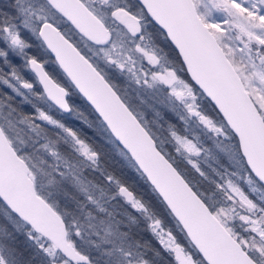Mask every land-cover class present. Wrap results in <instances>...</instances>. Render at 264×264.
Masks as SVG:
<instances>
[{
	"label": "snow or ice",
	"instance_id": "6c2138e0",
	"mask_svg": "<svg viewBox=\"0 0 264 264\" xmlns=\"http://www.w3.org/2000/svg\"><path fill=\"white\" fill-rule=\"evenodd\" d=\"M110 72L180 126L152 131ZM82 129L146 179L151 207ZM0 216L41 264H264V0H0ZM11 238L0 225V264H31Z\"/></svg>",
	"mask_w": 264,
	"mask_h": 264
},
{
	"label": "trees",
	"instance_id": "16d2710c",
	"mask_svg": "<svg viewBox=\"0 0 264 264\" xmlns=\"http://www.w3.org/2000/svg\"><path fill=\"white\" fill-rule=\"evenodd\" d=\"M110 76L114 79V77H113V75H111V73H110ZM114 82L121 89V86H120L121 84L119 85L116 80H114ZM121 92L124 94L123 90H121ZM70 101L73 102L75 106L79 107L80 111L86 110L90 114V118H95V114L92 112L91 108L88 107L86 103H84L82 98L74 96V97L70 98ZM130 106L132 107L131 104H130ZM143 109H144V106H143L142 110L141 109H138V110L143 112ZM155 110L161 112L162 116H163L162 120L157 121V123L159 122V124H160L159 130L161 131L162 136L167 135L166 131H162L163 129H165L167 127V124L165 123V121H167L168 123L180 126V121H179L178 117L174 118L165 109L163 110L160 108H155ZM144 111H145L146 118L150 120L151 116L154 115L153 110L147 109ZM86 115H87V113H86ZM209 115L215 116L216 113L212 110H209ZM58 118H61V117H58ZM62 119L64 120L65 124L69 127H72L74 131L77 130V128L82 127V126H80V122L78 120L72 119V116L70 113L64 114ZM149 123L150 124L147 123L149 125V128L155 132V129L157 130V127L156 126L153 127L151 125V121H149ZM82 130L89 137H93V139L90 142H92L94 144V147H96L97 151L100 152L101 164L103 165V167L107 171L116 175L118 178H120L127 185H129L131 190L135 191L136 194L146 203V205L151 207L152 202L155 203L154 200L156 198V195H155L154 191L152 190L151 186L148 185V183L145 181V179H141L140 175L137 174V172L134 169L129 167L127 161H125L122 157H120L117 152H115L114 150H110L112 148V146L107 145L106 141H102L99 133H94L92 129H82ZM205 144L210 146L211 141L206 140ZM164 147H165V149H168L169 151H171V145L165 144ZM178 166L182 169L187 168L189 173H190V176H195L197 179H199L198 175L195 174L193 170H191L190 166H188L182 162ZM157 207L159 208L160 206H157ZM164 220H165V226L166 227H173V231L175 233V228L172 225L171 220L166 216L164 217ZM0 225L6 226L9 230V232L12 234V238L6 240L5 242L10 247H16L20 252L23 253L24 258L27 260L28 259L27 253L31 252L32 249L30 247H28V244L26 242H24L23 235L22 234L20 235L17 232H15V230L11 227V225H9L7 223V221L3 219L2 216H0ZM141 227H146V226L142 225ZM175 234L179 237V233H175ZM137 238L148 241L153 248H155L156 250L161 252V255L165 259H169V257L167 256V253L164 252V250L161 248V246L151 236V234L149 232L143 231L139 234V236ZM180 239H181V243H185V241L182 238H180ZM19 251H17V255L21 254ZM148 255H149V259H151L152 254L149 253ZM31 264H41V259L39 257L35 256L33 258V260L31 261ZM156 264H164V262H163V260H159V261H156Z\"/></svg>",
	"mask_w": 264,
	"mask_h": 264
},
{
	"label": "rangeland",
	"instance_id": "374dc122",
	"mask_svg": "<svg viewBox=\"0 0 264 264\" xmlns=\"http://www.w3.org/2000/svg\"><path fill=\"white\" fill-rule=\"evenodd\" d=\"M110 73H111V75H113L114 80H116L119 85L121 84L120 86H121V90H123V92H124V89L127 88V91L124 92V95H125V98H126L127 102L132 105V108H134L135 110L137 108L142 110V108L144 106L143 112L139 111L138 109L136 111L138 113H141L143 115L144 120L148 124H150L149 121H151V125L153 127L156 126L155 124L152 123V121L155 119V116L154 115L151 116V119L150 120L146 118L145 111L144 110H147V109L148 110H153V108H160V109H163V110L165 109L174 118L177 117L174 113H172L171 111H169L167 107H164L163 105H161L160 103H158L153 98L154 95L156 94V90H152L150 92L138 91V90L135 89V86L134 85H128L126 83V81L124 80V77L119 76V74H117L115 72H110ZM141 100H143L144 102L141 103ZM148 127H149V125H148ZM159 129L158 128H157V130L155 129V132H157L158 134H161V131ZM18 234H20V235L22 234L23 235V233H18ZM23 240H24V242H26L28 244V242L26 241V238H25L24 235H23ZM31 249H32V251L29 252V253H27V258L28 259L32 258V260H33V258L36 256V257H39L41 259V257L36 254V250L33 249V248H31ZM18 255H20V254H18Z\"/></svg>",
	"mask_w": 264,
	"mask_h": 264
},
{
	"label": "water",
	"instance_id": "95a60500",
	"mask_svg": "<svg viewBox=\"0 0 264 264\" xmlns=\"http://www.w3.org/2000/svg\"><path fill=\"white\" fill-rule=\"evenodd\" d=\"M84 101V103H86L87 104V101H85V100H83ZM88 107H90V105H87ZM145 181H146V179H145ZM148 185H150L149 183H148ZM151 186V185H150ZM151 188H152V186H151ZM153 190V189H152ZM155 195H157L156 193H155Z\"/></svg>",
	"mask_w": 264,
	"mask_h": 264
}]
</instances>
